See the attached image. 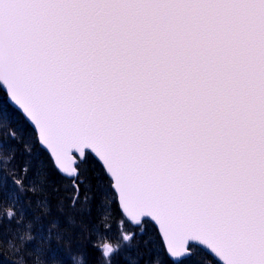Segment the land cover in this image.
<instances>
[{
	"label": "snow or ice",
	"instance_id": "obj_1",
	"mask_svg": "<svg viewBox=\"0 0 264 264\" xmlns=\"http://www.w3.org/2000/svg\"><path fill=\"white\" fill-rule=\"evenodd\" d=\"M77 228L72 264H264V0H0V257Z\"/></svg>",
	"mask_w": 264,
	"mask_h": 264
},
{
	"label": "trees",
	"instance_id": "obj_2",
	"mask_svg": "<svg viewBox=\"0 0 264 264\" xmlns=\"http://www.w3.org/2000/svg\"><path fill=\"white\" fill-rule=\"evenodd\" d=\"M12 114L15 116L14 113H12ZM17 122L23 128H26V129H30L31 128L27 124V122H25L23 120H20L19 118H17ZM39 151H40V154H41L42 158L47 159L48 153H46L43 149H40ZM90 167L93 170H95V168L97 167V162H96V160L93 157L90 160ZM50 171H51V179L53 181L59 182L60 181V176L56 173V171L54 169H52ZM95 216H96V210H95V208H93V216H92L93 222L95 221ZM121 219H124V217L122 216V214H121V212L119 210V207H118L117 210H116V212H115V218H114L113 221H111L112 231L113 232H115V230H116V224ZM87 222H88V219L85 218V223H87ZM125 227L135 230L128 223L125 224ZM147 228H148V232H149V229H150V231L152 233H156L157 232L156 229L154 228V226H152V224H150V223L147 225ZM84 235H86V233H82L81 230L79 228H77L72 233V235H71L70 238L66 236L64 240H62V241L59 242V247H57V242L55 240H53L52 241V245H53V249H54L53 254L54 255H57V256H60L63 259L64 264H72L71 259H70V256L68 255L69 240L71 241V243H70L71 251L72 252H75L77 250L78 246H79L78 243H77L78 238L81 237V236H84ZM95 239H96L95 237L92 238L93 242H95ZM85 244H87V240H85ZM88 250H89V253H90V258L94 260L95 259V256L98 255V253L96 252L95 249H92L90 245L88 246ZM0 264H7V262H5L3 260V257H0ZM142 264H143V262H142ZM166 264H167V261H166ZM190 264H196V258H193L191 260Z\"/></svg>",
	"mask_w": 264,
	"mask_h": 264
},
{
	"label": "water",
	"instance_id": "obj_3",
	"mask_svg": "<svg viewBox=\"0 0 264 264\" xmlns=\"http://www.w3.org/2000/svg\"><path fill=\"white\" fill-rule=\"evenodd\" d=\"M78 155V154H77ZM93 157H94V155H93ZM95 158V157H94ZM119 208H120V211L122 212V206H119ZM122 214H123V212H122ZM124 216H125V218L128 220V219H130V218H127L126 217V214H123ZM150 219V218H149ZM155 226H156V228H157V230L159 229V225L158 224H155V222H152ZM133 226H134V223L132 224ZM161 236H162V233L160 234ZM165 246H166V242H165Z\"/></svg>",
	"mask_w": 264,
	"mask_h": 264
},
{
	"label": "rangeland",
	"instance_id": "obj_4",
	"mask_svg": "<svg viewBox=\"0 0 264 264\" xmlns=\"http://www.w3.org/2000/svg\"><path fill=\"white\" fill-rule=\"evenodd\" d=\"M149 233H150V234H153V233L150 231V229H149Z\"/></svg>",
	"mask_w": 264,
	"mask_h": 264
}]
</instances>
